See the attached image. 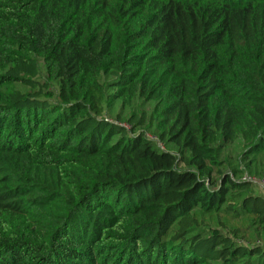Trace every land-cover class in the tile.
<instances>
[{
    "label": "trees",
    "instance_id": "16d2710c",
    "mask_svg": "<svg viewBox=\"0 0 264 264\" xmlns=\"http://www.w3.org/2000/svg\"><path fill=\"white\" fill-rule=\"evenodd\" d=\"M249 178L264 0H0V264H264Z\"/></svg>",
    "mask_w": 264,
    "mask_h": 264
},
{
    "label": "rangeland",
    "instance_id": "374dc122",
    "mask_svg": "<svg viewBox=\"0 0 264 264\" xmlns=\"http://www.w3.org/2000/svg\"><path fill=\"white\" fill-rule=\"evenodd\" d=\"M254 192L256 194H260L264 197V187L262 185H259V184H255L254 185Z\"/></svg>",
    "mask_w": 264,
    "mask_h": 264
},
{
    "label": "built area",
    "instance_id": "2783aa9c",
    "mask_svg": "<svg viewBox=\"0 0 264 264\" xmlns=\"http://www.w3.org/2000/svg\"><path fill=\"white\" fill-rule=\"evenodd\" d=\"M245 177L243 176L242 179H244ZM251 181H253V183L255 184H259L262 185L264 187V179H255V178H249Z\"/></svg>",
    "mask_w": 264,
    "mask_h": 264
}]
</instances>
